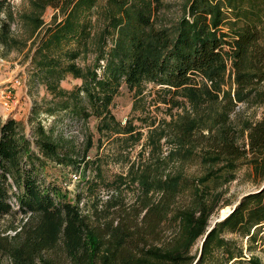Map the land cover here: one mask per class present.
<instances>
[{
    "label": "trees",
    "instance_id": "1",
    "mask_svg": "<svg viewBox=\"0 0 264 264\" xmlns=\"http://www.w3.org/2000/svg\"><path fill=\"white\" fill-rule=\"evenodd\" d=\"M168 7L28 0L14 14L0 0V46L27 49L29 85L45 91L27 132L0 120V219L20 217L0 230V264H59L57 247L69 264H264L252 253L264 240V0H188L166 23ZM16 21L22 40L12 36ZM68 77L79 83L63 88ZM122 86L135 113L124 123L111 110ZM240 105L261 108L260 118L233 120ZM160 106L164 117L151 116ZM64 116L84 128L81 142L51 122ZM106 147L121 168L109 178L102 156L88 159ZM52 167L80 173L85 191L71 199L66 183L47 179ZM241 172L256 190L234 203L225 196ZM83 193L94 201L86 212Z\"/></svg>",
    "mask_w": 264,
    "mask_h": 264
},
{
    "label": "rangeland",
    "instance_id": "2",
    "mask_svg": "<svg viewBox=\"0 0 264 264\" xmlns=\"http://www.w3.org/2000/svg\"><path fill=\"white\" fill-rule=\"evenodd\" d=\"M166 4L170 5L169 7L160 14V16L165 20L166 23H169V20H176L188 0H163ZM7 4L10 6L11 10L14 12V14H17L18 12H25L28 10V0H7ZM170 10V11H169ZM55 11L51 8H48L44 15L43 20L45 24H48L51 21V17ZM2 17V16H1ZM12 30V36L16 37L19 40H22L24 38L23 30L18 24V22H14L11 25ZM30 45V41L28 43V46ZM29 55L27 49L18 52V51H6L2 47H0V84L12 82L13 80H19L20 85L18 87H15L14 93L17 99V104L9 110H5L0 106V120L4 121L7 118H13L19 122H21L25 128L26 132L29 129V125L27 123L28 117L30 115L31 107L34 103H40L42 98L45 96V91L43 87L41 86H30L29 85V62L27 56ZM88 62L90 60L87 59ZM80 64H83L84 62L82 60L79 61ZM79 82L77 80L72 79L71 77L66 78L64 81L61 82V86L65 89H71L75 84H78ZM152 85L147 86V90H152ZM151 98H155V95H151ZM149 102V97L145 98L142 104ZM133 104L132 96L127 92L126 88L122 86L117 94V96L114 98L111 110L112 113L115 115V117L120 120L122 123H124L128 118H131L132 116H135V113H131ZM149 111L151 112V116L157 117V118H163L164 117V107L160 106V110L156 111L154 107H150ZM262 109L261 108H247L245 105H240L235 111V114L232 115V119L235 120L237 117L247 118V119H253L257 120L260 118ZM137 114V113H136ZM51 122H56V129L59 131H62L65 136H75L77 142H81L84 137V128L74 122L66 118L65 116L60 119H51ZM46 124V123H45ZM87 127L90 129L91 132H93V121H89ZM139 148L135 147L131 151L132 156H136ZM109 149L107 147L105 149H101L98 152L96 150L92 149L88 155V159L90 161H94L95 158H98L99 155L102 156V160L100 161V164L102 165L103 175L105 177H111L115 173H119L121 171V168L111 163L110 157H108ZM98 154V155H95ZM98 156V157H96ZM93 167V165H91ZM48 176L47 179H56L60 180L59 182H62L63 184L66 183V188L70 192L71 199L74 198V195L77 192H84L86 185L80 183V173L70 172L69 170H65L62 172V170H59V168L52 167L48 170ZM60 174H64L60 176ZM242 172L239 174L238 180L231 183L228 187V193L225 196V198L231 199L234 203L237 202L242 196L254 192L256 190L255 187L251 186L249 183L244 181L242 178ZM75 175L78 177L76 181H73L72 176ZM93 176V172L91 169H89L86 173V179H91ZM59 177V178H58ZM64 177L66 178L64 181ZM61 178V179H60ZM97 199L100 202H104L109 197L105 191H103L102 188H98L97 192H95ZM135 192L129 191L125 194L123 197L126 202H129L132 200V197L134 196ZM81 202H83V205L80 203L79 207L84 208L83 211L86 212V209L90 210L92 207V204L94 201L92 199L86 198L85 194H82ZM85 204V205H84ZM86 207V208H85ZM226 207L224 208L226 211L228 210ZM220 210L218 215L213 216L211 218V225L220 219L222 215V211ZM20 217L15 218H3L0 219V230L3 229L5 226H7L10 222H13L15 224L18 223ZM9 235L12 234V232L7 233ZM6 234V235H7ZM264 232L260 234V238H262ZM229 238L235 239L238 244H240L243 247L244 256L246 258L250 257L251 255L246 252V244L245 241H240L239 239L229 236ZM199 243L196 245L195 248H197ZM253 255L259 257L261 261L264 263V240L259 241L256 246L253 247ZM57 253H58V260L59 264H69L68 260L64 257L62 254V251L60 247H57ZM49 255H53V253H48ZM2 264H8L7 260L5 258L2 259Z\"/></svg>",
    "mask_w": 264,
    "mask_h": 264
},
{
    "label": "built area",
    "instance_id": "3",
    "mask_svg": "<svg viewBox=\"0 0 264 264\" xmlns=\"http://www.w3.org/2000/svg\"><path fill=\"white\" fill-rule=\"evenodd\" d=\"M1 47V46H0ZM20 85L19 80H13L12 82L0 84V106L9 110L17 104V99L14 93V88ZM73 181H76L78 177L72 176Z\"/></svg>",
    "mask_w": 264,
    "mask_h": 264
},
{
    "label": "water",
    "instance_id": "4",
    "mask_svg": "<svg viewBox=\"0 0 264 264\" xmlns=\"http://www.w3.org/2000/svg\"><path fill=\"white\" fill-rule=\"evenodd\" d=\"M235 207V206H234ZM234 207H232V208H227L228 210L224 213V214H222L221 215V217H220V219L219 220H217L216 222H219V221H221V220H223L229 213H231L232 211H233V209H234ZM215 223V222H214ZM214 225V224H213ZM213 225H212V227H213ZM211 230V228L208 230V231H210ZM204 240V239H203ZM203 240H202V242H203ZM202 242H201V244H202Z\"/></svg>",
    "mask_w": 264,
    "mask_h": 264
},
{
    "label": "bare ground",
    "instance_id": "5",
    "mask_svg": "<svg viewBox=\"0 0 264 264\" xmlns=\"http://www.w3.org/2000/svg\"><path fill=\"white\" fill-rule=\"evenodd\" d=\"M226 212V210L224 209L223 211H222V214H224Z\"/></svg>",
    "mask_w": 264,
    "mask_h": 264
}]
</instances>
